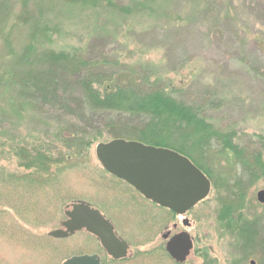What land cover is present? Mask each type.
Wrapping results in <instances>:
<instances>
[{
	"label": "rangeland",
	"instance_id": "obj_1",
	"mask_svg": "<svg viewBox=\"0 0 264 264\" xmlns=\"http://www.w3.org/2000/svg\"><path fill=\"white\" fill-rule=\"evenodd\" d=\"M45 26L51 34L42 33ZM102 50L105 55L98 54ZM44 51L117 60V69L136 72L124 74V82L141 84L146 73L152 74L150 79L191 97L187 102L203 108L202 116L215 130L235 134L243 148L252 144L257 149L264 138V0H157L131 16L66 0H0V264H63L81 255H99L102 264H111L85 231L67 239L49 236L61 228L64 208L74 201L99 210L132 245V257L120 264H174L162 259L167 255L162 238L166 230L187 231L195 239L187 264H202V250H209L218 264H259L260 248L249 257L244 241L233 239L218 221L239 171L232 157H221L214 147L195 155L220 190L212 188L208 200L188 213L191 227L184 228L182 217H168V210L107 174L96 157L99 143L129 140L145 131L147 120L100 115L90 127L59 111L40 112L34 106L40 98H33V89L22 84L30 82L27 78L36 82L49 75L50 55L37 57ZM70 135L87 142L101 137L84 151L88 159L52 171L53 184L21 166L26 161L16 156L20 150L36 152L51 145L62 154L73 153L76 140H69ZM181 142L178 134L167 140L178 145L186 139ZM262 190L264 179L247 191L244 205L250 220L264 217V204L257 200ZM260 233L264 236V228ZM155 248L159 251L153 255H138Z\"/></svg>",
	"mask_w": 264,
	"mask_h": 264
},
{
	"label": "trees",
	"instance_id": "obj_2",
	"mask_svg": "<svg viewBox=\"0 0 264 264\" xmlns=\"http://www.w3.org/2000/svg\"><path fill=\"white\" fill-rule=\"evenodd\" d=\"M66 1L92 8L106 7L119 14L131 16L146 11L157 0ZM48 27L43 28L42 33L44 35L51 34L50 30H47ZM38 30L40 31V28L35 25V34H39ZM98 52L100 55H105L103 50ZM39 55L37 57L40 59L50 55L48 56V61L51 62L49 75H45L44 78H40L36 82H33L31 78H27L30 82L22 84L25 89L26 87L33 89L30 92L33 98H40V104L34 105L38 107L39 111H59L65 116L74 118L79 123L90 127L95 125V118L100 115L128 114L138 119L147 120L145 131L130 136L132 138L129 140L133 139L146 145L167 149H171L168 146L173 147L171 150L188 157L208 176L214 190H220V188L214 180L212 172L201 161H198L195 155L205 152V149L214 147L221 150V157L223 155H226L227 158L232 157L239 171L233 179L231 187L233 193L229 195V200L225 201L226 203L222 202L218 213V221L223 229L231 234L233 239L244 241V251H251L249 257L256 254V247L260 248L261 260L259 264H264V236L260 237V232L264 228V217L258 216L252 218V220L248 219L244 205L247 191L264 179L263 137L259 139L257 149H253L252 144L247 145L245 148L241 147L236 142L239 137L236 138L235 134L217 131L213 125H209L202 116L203 108L201 109L195 103L187 102L193 101V99L189 96H183L184 93L182 94L179 88H171L150 79V76L153 75L149 73L145 74L141 84H137L135 81L124 82V74L130 75L131 72L134 74L136 72L125 65V69L123 67L117 69L119 66L117 60L110 63L98 55L86 53V56H83L77 52L57 54L56 52L44 51ZM261 75L264 80V73ZM69 128L73 130L74 125ZM174 134L180 135L182 142L186 139V143L168 144L167 140ZM100 137L99 135L95 136L89 142L84 137H69V140H76V143L72 142L73 153L62 154L50 145L49 148L42 146L41 150H34L36 152L20 150L16 156L20 161H26L21 166L25 167L27 171L47 177L46 184L51 185L53 184L52 171H64L72 163L88 159L84 151L89 150ZM55 155L59 156L56 157ZM168 213V217L174 218L176 216L172 211ZM163 250L167 254L164 247ZM158 251L159 249L155 248L147 252H139L138 255L149 256ZM166 256L163 254L162 259H169V256ZM198 256L204 259V264L219 263L217 259L210 255L209 250L200 251ZM109 259L111 264H120L129 258L120 261Z\"/></svg>",
	"mask_w": 264,
	"mask_h": 264
},
{
	"label": "water",
	"instance_id": "obj_3",
	"mask_svg": "<svg viewBox=\"0 0 264 264\" xmlns=\"http://www.w3.org/2000/svg\"><path fill=\"white\" fill-rule=\"evenodd\" d=\"M96 157L103 169L113 177L132 186L146 200L183 217L184 228L191 227L187 214L207 200L212 182L188 157L177 151L146 145L138 141L115 139L96 146ZM264 204V191L257 193ZM66 220L62 228L49 233L54 239H67L85 231L94 236L105 253L115 261L126 259L131 251L128 242L115 232L112 223L97 209L84 201H75L64 208ZM163 235L168 255L184 264L193 250L188 232L170 239ZM63 264H101L98 255L74 256ZM251 264H256L251 261Z\"/></svg>",
	"mask_w": 264,
	"mask_h": 264
},
{
	"label": "flooded vegetation",
	"instance_id": "obj_4",
	"mask_svg": "<svg viewBox=\"0 0 264 264\" xmlns=\"http://www.w3.org/2000/svg\"><path fill=\"white\" fill-rule=\"evenodd\" d=\"M125 185H127L130 189H132L133 191H135L137 194H139L132 186H130L129 184H127L126 182H124V181H122ZM140 195V194H139ZM141 196V195H140ZM142 197V196H141ZM157 206V205H156ZM161 208V207H160ZM107 218V217H106ZM109 219V218H108ZM184 219V218H183ZM110 220V219H109ZM111 221V220H110ZM111 223L113 224V222L111 221ZM113 226H114V228H115V232L118 234V236L120 237V238H122V239H124L126 242H128L126 239H125V237H123V236H121L120 235V232L118 231V229L115 227V225L113 224ZM61 228H62V224H61ZM190 228V227H189ZM189 228H186V229H189ZM174 229L176 230L177 229V227L175 226L174 227ZM166 232H170V236H169V238L168 239H170L171 237H173V236H175V235H177V234H179V233H182V232H187V231H181V232H176V233H172V230H170V231H168V230H166L165 231V233ZM164 233V234H165ZM189 233V232H188ZM163 234V235H164ZM190 234V233H189ZM191 236V235H190ZM162 238H163V236H162ZM191 238H192V240H193V244H194V247H193V250H192V252H191V255H190V257L187 259V261L184 263V264H187L188 263V261L191 259V257H192V255H193V251H194V249H195V239L191 236ZM164 240V239H163ZM129 243V242H128ZM166 243H167V240H164V249H165V245H166ZM129 245H130V247H131V253L129 254L130 256H128L127 258H130V257H132V255H133V249H132V245L129 243ZM165 251H166V249H165ZM167 253V252H166ZM106 254V253H105ZM107 255V254H106ZM167 255H168V253H167ZM99 256V255H98ZM108 256V255H107ZM169 256V255H168ZM109 257V256H108ZM100 258H101V261H102V257L100 256ZM109 258H111V257H109ZM126 258V259H127ZM169 259L173 262V263H175V264H178L177 262H175L170 256H169ZM201 259V263L202 264H204V259H202V258H200Z\"/></svg>",
	"mask_w": 264,
	"mask_h": 264
}]
</instances>
